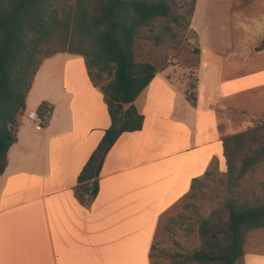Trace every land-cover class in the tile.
<instances>
[{
    "label": "crops",
    "instance_id": "1",
    "mask_svg": "<svg viewBox=\"0 0 264 264\" xmlns=\"http://www.w3.org/2000/svg\"><path fill=\"white\" fill-rule=\"evenodd\" d=\"M262 16L264 0H195L188 28L198 51L195 103L169 77L171 65L159 69L133 102L142 128L117 138L97 194L86 203L75 189L111 123L104 94L82 56L58 52L42 59L0 175V264H151L163 212L213 160L225 159L217 106L230 120L234 111L264 113V49L256 50L264 32L251 40ZM42 102L51 113L38 127L27 113H37ZM243 264H264V255L246 253Z\"/></svg>",
    "mask_w": 264,
    "mask_h": 264
},
{
    "label": "trees",
    "instance_id": "2",
    "mask_svg": "<svg viewBox=\"0 0 264 264\" xmlns=\"http://www.w3.org/2000/svg\"><path fill=\"white\" fill-rule=\"evenodd\" d=\"M194 5L192 0L181 15L173 12V0H0V175L42 59L58 52L80 55L93 83V69L96 77H108L100 88L111 123L78 175L75 189L80 202L92 201L107 152L122 133L142 128L144 117L133 102L158 71L149 62L135 60L137 38L149 29L145 37L160 43L162 34L154 32L160 25L162 33L169 32L170 23L189 28ZM263 48L264 39L256 50ZM187 99L195 103L193 91ZM37 113L46 124L51 106L42 102ZM222 142L228 195L200 221L199 246L182 256L184 262L243 263L246 237L264 229V180L257 188L245 185L264 163V123L226 135ZM200 178L192 180L191 189ZM81 191L90 196L84 198Z\"/></svg>",
    "mask_w": 264,
    "mask_h": 264
},
{
    "label": "rangeland",
    "instance_id": "3",
    "mask_svg": "<svg viewBox=\"0 0 264 264\" xmlns=\"http://www.w3.org/2000/svg\"><path fill=\"white\" fill-rule=\"evenodd\" d=\"M191 2L192 0H173V12L181 15L186 14L191 7ZM170 26L169 32L165 33L160 32L163 30V25L154 29V32L163 36L160 43L145 37L149 34V29H144L142 35L135 42V60L137 62H149L158 70L171 65L172 73L169 77L179 81L183 90L189 95L193 91L191 85H195L196 80L195 76L191 75L198 59V51L193 40L195 36L188 28L184 29L181 25L170 23ZM263 32L264 16L256 19L255 30L251 34L252 42H254L253 37L255 35L256 39H259V35ZM96 72L97 69H93L94 82L100 87L106 83L108 77L105 73L100 78L96 77ZM260 99L264 100V97ZM217 107L220 110L222 131L226 132V135L248 130L264 123V113L251 115L234 111L232 112L233 120H230L228 113H225L220 106ZM208 171L207 175H202L200 180L194 183L187 196L173 204L161 215L158 224L155 226L150 251L151 264H193L184 262L182 256L191 253L199 246L197 227L200 221L207 217L213 209L217 208L228 195L225 183V159L213 160ZM158 175L161 176L162 182L168 181V176L156 174V178H158ZM263 180L264 163L256 168L252 177L246 180L245 185L257 188L258 183ZM145 186L147 196L150 188L149 176H146ZM81 192L85 195V191ZM146 207L152 208L149 199L146 201ZM149 213L150 211L147 209L146 216ZM153 213L154 210L151 214ZM152 227L151 223L146 224L148 236ZM245 247L246 253L264 255V229L251 232L246 237Z\"/></svg>",
    "mask_w": 264,
    "mask_h": 264
},
{
    "label": "built area",
    "instance_id": "4",
    "mask_svg": "<svg viewBox=\"0 0 264 264\" xmlns=\"http://www.w3.org/2000/svg\"><path fill=\"white\" fill-rule=\"evenodd\" d=\"M27 117L32 120L38 127L42 126L45 123V121L40 118L35 111L28 112Z\"/></svg>",
    "mask_w": 264,
    "mask_h": 264
}]
</instances>
